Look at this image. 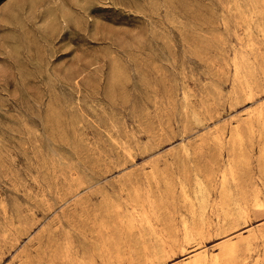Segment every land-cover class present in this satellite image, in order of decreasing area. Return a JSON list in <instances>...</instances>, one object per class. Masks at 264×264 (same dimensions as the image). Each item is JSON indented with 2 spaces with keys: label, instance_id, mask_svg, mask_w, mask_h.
I'll return each mask as SVG.
<instances>
[{
  "label": "rangeland",
  "instance_id": "obj_1",
  "mask_svg": "<svg viewBox=\"0 0 264 264\" xmlns=\"http://www.w3.org/2000/svg\"><path fill=\"white\" fill-rule=\"evenodd\" d=\"M262 106L264 0H0V264H179L258 233ZM233 163L244 220L218 209Z\"/></svg>",
  "mask_w": 264,
  "mask_h": 264
},
{
  "label": "bare ground",
  "instance_id": "obj_2",
  "mask_svg": "<svg viewBox=\"0 0 264 264\" xmlns=\"http://www.w3.org/2000/svg\"><path fill=\"white\" fill-rule=\"evenodd\" d=\"M241 86V85H240ZM264 117V106L258 112V119L261 120ZM248 129H252L251 120L246 123ZM232 140L241 141V131L237 127L232 133ZM242 146V145H241ZM240 150V149H239ZM241 151V150H240ZM262 154H264V149H262ZM236 164L233 163L228 170V174L223 173L220 177L219 189L221 192L222 202L219 205L218 209H220L222 213V219L233 218L235 219H247L248 216V202L245 198L244 190L240 188V182L237 173H235ZM228 176V177H227ZM196 187L199 190H204L206 183L204 179L196 176ZM153 179L156 176H152ZM231 185H233L234 189H232ZM181 191L184 201L190 200L188 195H186L185 187L181 185ZM199 208L203 210L206 206L205 198H202V201H198ZM218 204L216 205V207ZM229 206L233 209L231 211L229 209H225V207L229 208ZM264 206V203L260 201L258 196L253 198L252 207L255 209H260ZM165 209V208H164ZM163 209V210H164ZM162 210V212H163ZM190 210V209H189ZM217 210V209H215ZM162 212H143L142 220L146 221V223L151 227L152 220H158V216ZM215 213V212H214ZM220 213V212H219ZM220 215V214H219ZM217 217V216H215ZM220 217V216H219ZM220 221V220H219ZM204 224L202 219V213L198 212V215L194 217V220L191 222L186 219H182V227H183V236L184 242L188 243L190 239H199L203 237L204 227L201 225ZM220 226V225H219ZM223 228V227H222ZM220 229V228H219ZM227 230L223 231L225 233ZM225 234L223 235L224 240L218 246V252L215 254H209L207 251L203 249V246L197 242L194 245L190 246V251L186 255L184 260H182L179 264H247V260L250 258L254 259L253 264H264V229L260 230L258 233L249 232L247 235H243L241 233L235 234ZM233 235V236H232ZM231 236V237H230ZM261 243L262 254L257 253L255 250V244L257 242ZM201 242V241H200ZM160 250H165V247L159 248ZM188 249H182V254L185 255ZM66 257L58 258L56 256L50 257L47 261V264H56V261H62L65 263ZM84 264V263H79Z\"/></svg>",
  "mask_w": 264,
  "mask_h": 264
}]
</instances>
